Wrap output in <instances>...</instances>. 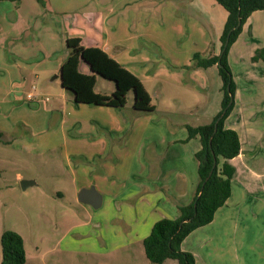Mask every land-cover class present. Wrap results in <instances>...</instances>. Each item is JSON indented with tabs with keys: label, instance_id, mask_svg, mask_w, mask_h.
<instances>
[{
	"label": "crops",
	"instance_id": "obj_1",
	"mask_svg": "<svg viewBox=\"0 0 264 264\" xmlns=\"http://www.w3.org/2000/svg\"><path fill=\"white\" fill-rule=\"evenodd\" d=\"M44 2L0 0V189L1 179L12 186V173L20 182L35 181L28 187L37 185L34 173L24 174L36 162L50 167L57 196L74 189L78 200L82 188L94 186L101 206L117 210L120 202L127 220L147 221L150 233L158 219L177 218L178 206L196 195L202 144L199 136L189 138L187 126L210 123L221 110L223 80L218 64L196 66L194 55L221 53L228 12L217 0ZM68 36L100 47L137 75L155 110L137 113L132 92L123 108L76 102L60 78ZM262 47L264 9L248 17L229 50L236 91L225 125L238 132L241 152L230 159L231 196L211 223L182 242L197 264H264V60H253ZM80 69L90 72L84 62ZM109 84L102 93L114 91ZM65 164L70 179L63 176ZM134 164L143 180L131 196L141 200L124 204L109 183Z\"/></svg>",
	"mask_w": 264,
	"mask_h": 264
},
{
	"label": "trees",
	"instance_id": "obj_2",
	"mask_svg": "<svg viewBox=\"0 0 264 264\" xmlns=\"http://www.w3.org/2000/svg\"><path fill=\"white\" fill-rule=\"evenodd\" d=\"M17 1V0H11ZM44 4V0H38ZM228 12L221 36L219 55L203 57L195 53L196 66L209 67L218 64L223 80L222 108L210 123L188 125L189 138L199 136L201 149L196 153L199 161V185L191 203L179 205L177 218L157 220L144 239L147 258L155 264L175 259L179 264H197L195 255L182 248L184 239L194 230L214 220L216 211L222 207L232 192L235 167L230 159L241 152V140L236 130L228 128L225 120L233 110L236 84L229 64V50L237 40L248 17L256 10L264 9V0H217ZM239 20L241 24L238 25ZM228 39V43L226 41ZM68 56L61 67V83L69 90L76 102L90 105L125 107L128 95L133 93V108L137 113L155 110L152 98L141 79L100 47H86L79 37L66 38ZM264 60V47L257 49L253 60ZM84 62L90 72L80 69ZM97 76L113 82L111 94L96 91ZM224 110H226L224 112ZM218 121L215 132V123ZM0 131V141L2 140ZM2 264H27L25 241L14 230H5L1 236Z\"/></svg>",
	"mask_w": 264,
	"mask_h": 264
},
{
	"label": "rangeland",
	"instance_id": "obj_3",
	"mask_svg": "<svg viewBox=\"0 0 264 264\" xmlns=\"http://www.w3.org/2000/svg\"><path fill=\"white\" fill-rule=\"evenodd\" d=\"M109 83L113 82L98 76L96 90L105 92L111 87ZM35 163H30L24 174L34 173L39 178L37 185L24 189L15 179L16 173L9 175L13 178L10 187L1 179L0 264L1 236L5 230H14L22 235L29 264H155L144 252L143 240L150 230H147V221L139 223L135 220L140 228L129 222L128 214L123 210L125 207L118 209L120 202L115 207L117 210L110 203L91 208L77 200L74 189H69L65 198L57 196L54 192L55 177L47 170L50 167ZM64 167L63 176L70 179L69 168L66 164ZM111 180L110 189L125 199L124 204H139V195L131 196L143 180L136 164L119 170ZM70 184L68 181L67 185ZM89 209L93 214H89ZM90 216L95 221L89 219ZM97 222L100 223L96 225ZM261 250L262 247H257L256 251ZM163 264L179 262L167 259Z\"/></svg>",
	"mask_w": 264,
	"mask_h": 264
},
{
	"label": "water",
	"instance_id": "obj_4",
	"mask_svg": "<svg viewBox=\"0 0 264 264\" xmlns=\"http://www.w3.org/2000/svg\"><path fill=\"white\" fill-rule=\"evenodd\" d=\"M240 24H241V20H239L238 25H240ZM227 43H228V39L226 41V44ZM55 76L57 77L58 75H55ZM60 78H61V73H60ZM225 111L226 110H224V112ZM217 124H218V121L215 123V132L217 130ZM21 184H22V187L25 189L29 185L35 184V181L29 180V179H24L21 182ZM78 200L82 203L92 205L95 208L100 207L102 204V196H101L100 192L97 191V189L94 186L82 188L79 191Z\"/></svg>",
	"mask_w": 264,
	"mask_h": 264
},
{
	"label": "built area",
	"instance_id": "obj_5",
	"mask_svg": "<svg viewBox=\"0 0 264 264\" xmlns=\"http://www.w3.org/2000/svg\"><path fill=\"white\" fill-rule=\"evenodd\" d=\"M28 96H29V98H32L34 96V94L33 93H29Z\"/></svg>",
	"mask_w": 264,
	"mask_h": 264
}]
</instances>
